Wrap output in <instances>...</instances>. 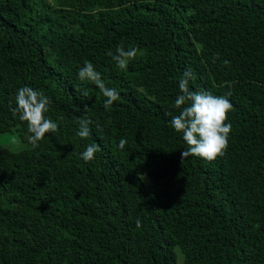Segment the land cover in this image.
Returning <instances> with one entry per match:
<instances>
[{
    "label": "trees",
    "instance_id": "obj_1",
    "mask_svg": "<svg viewBox=\"0 0 264 264\" xmlns=\"http://www.w3.org/2000/svg\"><path fill=\"white\" fill-rule=\"evenodd\" d=\"M121 44L142 53L126 71ZM86 60L119 92L109 109ZM188 69L192 91L231 84L213 162L182 161L170 125ZM25 86L58 124L36 148L11 111ZM0 264H264V0H0Z\"/></svg>",
    "mask_w": 264,
    "mask_h": 264
},
{
    "label": "clouds",
    "instance_id": "obj_2",
    "mask_svg": "<svg viewBox=\"0 0 264 264\" xmlns=\"http://www.w3.org/2000/svg\"><path fill=\"white\" fill-rule=\"evenodd\" d=\"M138 47L125 49L121 44L116 47L115 53L111 50L107 55L111 57L119 70L126 71L130 62L141 55ZM218 58V57H217ZM225 65L228 61L223 62ZM79 79L94 84L100 93L106 98L104 108L109 109L114 102L120 99L119 92L114 88H109L103 82L101 73L95 70L90 61H84V65L78 70ZM194 76L191 69L186 70L179 80V95L175 99V108L179 114L172 116L170 125L175 132L182 134V139L187 145V149L181 152V159L184 161L190 156L204 159L208 162L215 161L218 157H223L229 147V138L232 125L228 121V113L233 110V105L228 99L232 95L231 84H228L229 91L223 96L213 95L206 91H192L189 89V81ZM84 96L88 95L86 89H81ZM16 107L11 111L14 116H18L21 122L27 127L29 143L34 147H39V143L48 133L58 131V124L45 114L49 111L51 98L43 91L35 90L25 86L20 88L15 97ZM88 108L85 107V112ZM79 129L77 135L81 139H88L91 136L90 125L93 123L87 117L78 118ZM98 131H102L100 125H96ZM126 140L121 139L119 148L123 149ZM101 151L98 144L92 143L81 153V159L91 162L95 154ZM137 228L142 227V222L136 220Z\"/></svg>",
    "mask_w": 264,
    "mask_h": 264
},
{
    "label": "rangeland",
    "instance_id": "obj_3",
    "mask_svg": "<svg viewBox=\"0 0 264 264\" xmlns=\"http://www.w3.org/2000/svg\"><path fill=\"white\" fill-rule=\"evenodd\" d=\"M2 137V136H1ZM7 136H3L2 138V142L4 141V139L6 138ZM18 139V138H17ZM17 139H12V140H7L5 141V144L7 147L9 148H13V149H17L20 145L21 142H19Z\"/></svg>",
    "mask_w": 264,
    "mask_h": 264
}]
</instances>
